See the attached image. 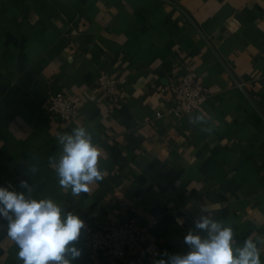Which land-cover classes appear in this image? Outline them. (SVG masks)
I'll use <instances>...</instances> for the list:
<instances>
[{"label": "crops", "instance_id": "obj_1", "mask_svg": "<svg viewBox=\"0 0 264 264\" xmlns=\"http://www.w3.org/2000/svg\"><path fill=\"white\" fill-rule=\"evenodd\" d=\"M186 65L210 97L201 111L178 117L167 88ZM102 71L119 79L120 104L98 86ZM56 93L79 105V118L67 123L50 110ZM78 126L99 146L105 176L73 196L49 157L62 151L57 133ZM7 182L96 227L130 219L148 226L122 264L187 253L184 236L202 203L231 224L234 247L254 239L264 264V0H0V183ZM7 223L0 218V264H23ZM77 246L75 264H117L91 253L84 230Z\"/></svg>", "mask_w": 264, "mask_h": 264}, {"label": "clouds", "instance_id": "obj_2", "mask_svg": "<svg viewBox=\"0 0 264 264\" xmlns=\"http://www.w3.org/2000/svg\"><path fill=\"white\" fill-rule=\"evenodd\" d=\"M56 140L62 151L58 159L49 157V165L63 191L78 196L104 179L105 172L99 167L101 150L85 127L57 133ZM19 187L29 194L33 190L26 180H21ZM199 207L203 214L195 220L194 229L206 235L189 230L184 236L187 253L165 252L166 259L154 260L153 264H262L254 239L234 247L231 224L213 219L211 204ZM0 218L7 220V237L19 249L17 257L23 264H75L82 255L77 245L86 228L84 220L52 198H30L25 191L0 187Z\"/></svg>", "mask_w": 264, "mask_h": 264}, {"label": "built area", "instance_id": "obj_3", "mask_svg": "<svg viewBox=\"0 0 264 264\" xmlns=\"http://www.w3.org/2000/svg\"><path fill=\"white\" fill-rule=\"evenodd\" d=\"M97 84L105 97L113 101L114 105L123 100V89L117 77L102 71L97 78ZM169 90L174 98V105L170 113L178 117L187 116L201 111L209 97V88L197 77L191 66H185V74L178 81L170 85ZM50 110L58 115L64 122L71 123L79 118L81 110L79 105L63 93H56L50 97ZM158 117L163 113L157 112ZM0 187L13 188L10 182L0 183ZM83 229L88 235L89 250L96 256L115 261L117 264L126 262L134 250L148 233L149 227L135 219L112 220L104 227H96L91 222H85Z\"/></svg>", "mask_w": 264, "mask_h": 264}]
</instances>
